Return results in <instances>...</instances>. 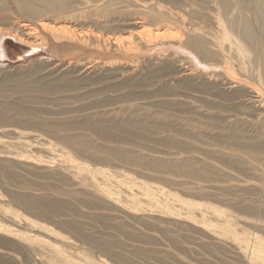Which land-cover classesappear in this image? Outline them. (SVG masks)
<instances>
[{
    "label": "rangeland",
    "instance_id": "obj_1",
    "mask_svg": "<svg viewBox=\"0 0 264 264\" xmlns=\"http://www.w3.org/2000/svg\"><path fill=\"white\" fill-rule=\"evenodd\" d=\"M59 1L0 14V264H264L258 16Z\"/></svg>",
    "mask_w": 264,
    "mask_h": 264
},
{
    "label": "bare ground",
    "instance_id": "obj_2",
    "mask_svg": "<svg viewBox=\"0 0 264 264\" xmlns=\"http://www.w3.org/2000/svg\"><path fill=\"white\" fill-rule=\"evenodd\" d=\"M7 1H9V0H0V14L2 12L6 11ZM14 1L22 4L27 9H30L32 15H34V16H37V15L41 16L45 12H48V11H57V10L63 8V6H64V4L61 3V1H59V0H14ZM232 1L233 0H221L220 1L219 5H220V8L222 9V11L224 12V14H229L234 10L237 11V13H239L240 15L246 14L247 11H254V13L258 16V23H259L261 29L263 30V38L260 41V46H261V52H262V55L264 58V0H236L235 3H234V1L232 3ZM131 24H133V26L138 28V30H139L138 32H136V37H138L139 35L142 36L141 34L144 33V31H146L145 27H143L142 25H140L136 21H133ZM46 26H47V23H45V22L33 23L30 21V23L26 22V23H22L21 25L19 24L18 28H20L22 31L25 32L26 38L30 39L33 36L30 33V31L32 29L33 30H37L40 28L43 29V27H46ZM58 27L61 28V30L65 29L64 25H59ZM245 28L248 32L249 38L253 39L254 34L252 33L250 25L248 24V22L245 24ZM81 35H83V34H81ZM133 35H134V33H133ZM84 36H83V38H84ZM81 38H80V40H83V38L82 39ZM128 41H129V39H128ZM255 42H257V41H255ZM263 77H264V69H263ZM226 84L230 88H233L235 86V82L232 80L227 81ZM249 91H251V90L249 89Z\"/></svg>",
    "mask_w": 264,
    "mask_h": 264
}]
</instances>
